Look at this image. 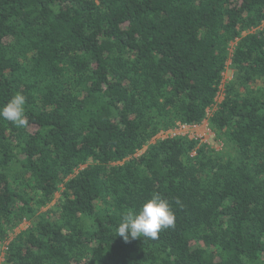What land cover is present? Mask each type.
<instances>
[{
  "label": "trees",
  "instance_id": "obj_1",
  "mask_svg": "<svg viewBox=\"0 0 264 264\" xmlns=\"http://www.w3.org/2000/svg\"><path fill=\"white\" fill-rule=\"evenodd\" d=\"M17 92L5 264H264V0H0V107ZM205 120L219 150L152 143ZM153 194L174 226L125 242L123 214Z\"/></svg>",
  "mask_w": 264,
  "mask_h": 264
},
{
  "label": "clouds",
  "instance_id": "obj_2",
  "mask_svg": "<svg viewBox=\"0 0 264 264\" xmlns=\"http://www.w3.org/2000/svg\"><path fill=\"white\" fill-rule=\"evenodd\" d=\"M26 100L24 94L15 93L6 105L0 107V118L24 127L28 123ZM174 221L175 214L169 202L159 194H153L138 210L129 209L123 214L117 233L125 242L140 237L156 238L160 231L173 227Z\"/></svg>",
  "mask_w": 264,
  "mask_h": 264
},
{
  "label": "rangeland",
  "instance_id": "obj_3",
  "mask_svg": "<svg viewBox=\"0 0 264 264\" xmlns=\"http://www.w3.org/2000/svg\"><path fill=\"white\" fill-rule=\"evenodd\" d=\"M229 65H230V62L228 63V69L226 70L224 74L223 85L221 86V91L216 100L217 104H219L223 100V97H224L223 90H224L225 83L232 78L233 71L229 68L230 67ZM214 110H216V106L213 108V110L209 112V117L211 116ZM178 135H182V136L186 135V136H189L190 138L200 139L202 142L210 144L212 148L216 150H219L221 148L220 142L216 140L214 133L209 127L208 120H205L203 124L200 126H194V127L180 126L178 129H175L173 131L161 133L160 135H158L156 138L153 139L152 143H155L158 139H166V138L174 137ZM145 150L146 148L140 151L138 155H141ZM59 196L60 195L58 194L50 206H53L55 204ZM28 226H29V221H25L24 223H22L18 228H16L13 231L10 239H12L14 236L19 234L20 232L26 230ZM6 245H7V242H5L4 244H0V264H5L4 263V253L6 250Z\"/></svg>",
  "mask_w": 264,
  "mask_h": 264
}]
</instances>
